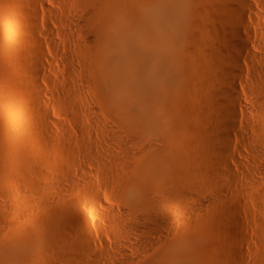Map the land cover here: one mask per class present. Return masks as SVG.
<instances>
[{"label":"bare ground","instance_id":"bare-ground-1","mask_svg":"<svg viewBox=\"0 0 264 264\" xmlns=\"http://www.w3.org/2000/svg\"><path fill=\"white\" fill-rule=\"evenodd\" d=\"M57 1L59 2V5L60 7H62L64 12L67 13L68 23L78 24L80 34L83 36V44H82V47L78 48L80 53H77L78 50L76 51V56L72 55L71 53H64L61 59L56 60V63H50L46 61V56L42 53V50H41L42 42L39 39L40 38L39 34L37 33L33 25H30L28 23H32V24L40 23V17L37 11L38 10L37 6H39V8H41V10L44 13L49 14L50 11H49L48 5L56 4ZM197 1L199 2V3L197 2L198 4H196V1L194 2L197 8V11L195 9V15L197 17L195 16L196 17L195 20L191 21L192 23H190V28L188 27L189 31L187 30L186 32L184 30L181 31L182 35L184 34V35H187L188 37V43L190 45V48L187 47V49L188 48L191 49L190 54L192 55L191 57L192 62L188 63L187 65L183 64V66H179L175 60L167 56V52H166L169 49L168 44L170 41V35L175 32H178V30L176 28H173V26L170 27V34H168L167 32L168 29L165 23V16H166V8L168 6L169 0H142V1H139V0L138 1L136 0L135 1L134 0H0V8H1V5L2 7L5 5L7 8V11H4L5 9L3 11L0 9V117L2 116V118H4L2 122L5 121L6 123L9 120L11 122V119L8 120V117L10 115L12 116V114L14 113H18L17 119L19 123L17 124H19L20 127H22L21 132H23L24 134L23 141L21 142H22V145L24 143L25 145L27 144V147L24 146V148L27 149L29 145L30 150L28 152H31L32 153L31 155L34 156L33 158L34 159L38 158V160H40L41 163L43 162L44 165L47 166V164L49 163L48 167H50V164H52V167H50L52 169H53V166L55 168H59L60 166V168L66 174L62 170L60 172H63L65 176L67 175L66 178H69L70 181L71 180L72 181L76 180V182L79 181V179L77 180V177H75L76 175L73 176L72 173L70 174L71 164H74L75 162L74 158L72 160V154L70 155L68 153H65V154H62L61 156V155H57L59 152L54 153L55 150L52 148L49 142L50 138L48 136L47 137L49 139L46 137V135L48 134L49 127H47L46 124H43L45 123L43 121H48V112H47L48 110H46V108L40 101V98L41 96H43L44 91L41 89L38 82H39V79L44 76L46 67L48 68V71L52 72L51 74L49 73L51 76H55V77L58 76L59 77L58 79L63 81L61 84H58L56 87L55 86L52 87L53 89L52 97L53 98L51 100L57 106L61 105L63 107V105L65 104L67 105V103L69 102L73 103V100L74 101L77 100L76 102H78L79 100V102H81L80 101L81 98H79V95H78V89L72 81V78L74 76L75 78L79 77V80L85 83L84 85H85L86 91L89 94H91L95 100L111 101L117 104L118 107L120 108V111L124 113L126 118H129V119L135 118L136 121L141 123V125L143 126V130L148 132L151 136H158L157 135L158 128L156 127L157 122H155L154 115L158 111L159 106H160V101L164 98V96L166 94H171L174 92H178L180 90H186L187 92L190 91L191 93L196 90L198 91V89L199 91L200 89H205V88L207 89L214 82L212 81L211 83L210 81L211 78L210 79L208 78L212 76L213 74L207 77L206 71H208L209 68L211 69L215 68V70L218 69L217 71L220 73L219 75H221L220 77L223 81V83H221L222 84L221 86L222 90H220L222 93L221 95L223 96L222 98H226L228 103L225 104V106L223 105L222 106L223 108L219 107L221 110H219V108L217 107L218 110H215V113L216 111H219V112H217L216 114H211L210 113L211 110L209 112L208 111L206 112L205 111L206 109L203 110V115L205 116V119L207 120L209 124V127H208L209 131L207 130L209 133L206 136H204V138H202L203 135L201 136V141H202L200 142V144L202 143L201 144L202 146L201 155L203 156L202 160L199 158L200 162L202 161L201 165H199V161H198L199 159L197 161L195 160L198 163V166L195 165L196 163L194 164L192 162L195 159L194 158L195 154H193L194 157L191 158V159L194 158L192 161H190L191 160L190 158L188 159V157L182 156L186 159L180 158L181 159L180 161H177L176 163L174 162L173 167H171L173 168L174 176L172 174L171 177L173 176V178H169L170 176L167 174L168 176L165 178L167 183H166V187L164 190L158 189L157 187H151V186H149L151 187L149 188L146 185H141V183H136V185L128 184L127 179L128 177L131 176L130 174L136 175L138 178H143L144 174H146L147 176L150 175L149 169L151 168L153 169L154 167H158L160 165L161 167L170 166L168 162V151L169 153L172 152V149H173L172 146L174 142L173 140L169 138V140L173 142L172 144L169 141V143L167 142L166 143L167 145H166L165 144L166 141H165L162 143V146H155L156 144L154 143V146H155L154 147L153 144L151 143L152 146H148V150L146 153L142 152L141 154L140 152L139 155H134V156L130 153L131 154L130 157L133 156L132 157V160L134 161L133 165L137 163V165L140 167L146 166L147 167L145 170L146 172L142 173L139 171V172H134V173H127L128 176L125 175L124 177L122 176L124 175V172L126 171V169L123 172L122 176H121V173L116 174L119 171L118 172L114 171V173L112 171V173L108 175L102 174L103 178H105L106 176L105 179H108L111 177L110 179L112 180V182L113 180L115 181L114 182L115 184H113L115 185V189H116V184H117L118 189L123 192L124 201L126 203L125 212L128 215L132 217L140 216V217H145L149 219V223L144 225V228L147 233H153L154 231L153 223L155 222V220H161L163 222L164 221L170 222V226H171L169 230L170 235L164 234L161 237V240H157L156 242L144 240L139 244L138 248L140 249V252L142 251V256L145 255V257L144 259L143 257L142 258L140 257L141 259L135 257L136 258L134 262L135 264H185V263L189 264L184 259L176 257L175 256L176 254L173 253V250H172L173 247L178 245L179 243L188 242L190 238V236L188 235H190V233L194 230L192 229L193 228L192 226L195 225L199 221V219L202 217V215L200 214H195L194 213L195 211H194L192 212L193 215L187 218L189 213L186 214L187 216L184 213V211H186L187 201L193 200L194 197L198 195L196 193H200L204 191V187L207 188V185L209 184V182L211 183V181L218 180L216 178L219 177L220 175H221L220 176V180H221V177L223 175L228 176L229 174H231L232 169L227 164V160H228L227 152L231 144L232 136H237V137L240 136V134L235 133V131L233 130L232 123L235 118L233 106L235 104L237 106H241V103H242L240 97L236 93V81L237 80L240 81L242 79V76H241L242 71L239 69H237L236 71L232 70L227 65H232L238 68L239 67L238 58L241 56H246L251 59H254L257 63H261L262 66H264V61L260 60L258 62V60L255 58L256 55H254V53L251 51L250 41L246 38H242L239 32L233 31L231 33L223 34L224 39L223 38L221 39V43H223L221 44L222 46L219 45L218 43L216 44L218 46H215V43L213 44V42L208 39L209 36H207L208 34L206 33V30L203 27L206 25V24L204 25V22H203L204 19L206 20L205 14L210 13V12L212 13L214 12L217 16L216 18L221 19L223 22L227 21L228 23L229 22L234 23V24L238 23L239 26H242L243 23H245V18H244L245 14L248 17H251L256 23V21H258L259 18L255 16L254 8L251 5H249L247 0H197ZM228 1H231V2L234 1L236 3L235 5L238 7L237 8L238 10L235 8H231L228 4ZM177 3L180 4V1ZM216 3L218 5H215ZM27 17H29L30 22H27L28 21ZM212 17L214 18V15ZM183 18H185V14H183ZM215 19H212V20H215ZM219 19H216V20L219 21ZM207 32H210V31H207ZM62 37H64L63 40L67 42V44L69 45L68 42H71L74 36H70V37L62 36ZM28 38L31 40L32 44L27 42ZM225 39L227 41H225ZM59 50H60L59 48H56L55 49L56 53L59 52ZM261 50L264 53V47H262ZM75 62H77L78 64L82 66L83 68L82 73L78 72L77 74L75 70ZM184 62L186 63V61ZM206 67H208V70L205 69ZM63 68L66 69L67 71V74L65 77L60 75ZM209 71L207 73H209ZM53 73L55 74L58 73V75H55ZM249 80L250 81L248 82V84H246V89L253 91L258 96V98L260 97V99L256 102L251 103L252 107L257 108V113L254 115L252 123L248 125L247 128L249 131H251V133H253L252 134L253 136L251 135V138H250L251 143L253 145H256V146L259 145L263 147L261 149L264 150V74L261 71H256V72L253 71ZM216 82L217 80L215 81V84ZM218 84H216L215 88L218 87ZM217 89L215 90L217 91ZM186 91L184 93H186ZM201 92L202 91H200V93ZM212 92H213V88H212ZM54 93L56 94V96L54 95ZM215 95H216V92H215ZM75 96H77L76 100H75ZM211 96L209 95L208 98ZM72 97L74 98L72 99ZM218 97L220 99V96ZM188 99H190V97H188ZM205 100H207V98H205ZM222 100L220 99V103H222L221 102ZM207 101L210 106H216L219 102V100L217 102V100H215V97L213 98V96ZM184 102L187 103L186 101ZM203 102L204 104H207L205 103V101ZM79 104L81 105V103ZM199 114H202V113L200 112ZM160 116H161V112H160ZM13 117L14 116H12V118ZM2 118H0V120H2ZM14 118L12 120H14ZM200 119H202V117ZM220 122H222V126H220L219 124ZM14 123L16 124V121ZM4 124H1V126H3ZM15 124H12V125H15ZM3 127L0 128V130L3 129ZM8 127L6 123L7 130L10 129V128L8 129ZM16 127H18V125ZM6 128H4L1 131L2 133L0 132V135L4 136L3 131H7ZM12 130L15 131L14 129ZM6 133H5V136L7 135ZM9 133H10V130H9ZM173 135L176 136L177 134H173ZM3 136L0 137V151L1 153L3 152L7 156V155H10V153H13L14 152L13 150H17L15 149L17 148V146L14 147L15 144L14 146H12L14 142L10 145L7 142L9 138L3 139ZM168 137H171V136H168ZM176 137H179V136H176ZM185 139L187 138H184V140ZM4 140L7 143H5ZM10 140L11 139H9L8 141L11 142ZM17 143H19L18 140H17ZM197 143L199 142L197 141ZM197 143L195 144L191 143L194 146V147L193 146L191 147L194 148L195 153L198 154V150L196 151V147H195ZM185 144L187 145L188 143L184 142V147L186 146ZM196 146L198 147V145ZM20 147L22 148V146ZM59 148L60 147H58L57 149L59 150ZM18 149H20L19 146H18ZM188 149H189L188 147L184 148V150L186 151ZM23 151H25V149H23ZM145 151H146V148H145ZM189 151L191 150L189 149ZM183 152H181V155H183L182 154ZM63 153H64V149H63ZM72 153H74V150L72 151ZM14 154H12L13 156L9 158L10 160L6 158L7 162L10 161V164L8 163L9 165L7 164V166H9L11 171L9 172V168H6L8 169L9 173L7 175L6 173L7 171L5 172L6 173L5 177L7 176L6 178L8 179V180L6 179L5 180L9 181L10 179L9 176H10L13 179L12 181L10 180V182H13L14 176L21 177V179L24 180V182L26 183V186L35 188V186L37 185V181L39 184V181L41 178L40 175L39 177L33 176L32 172L28 173L26 171L27 169L23 170L25 167L21 169L19 165V157H17ZM250 154L252 156L250 155L248 156H250L251 159L255 160V158H253V155L255 153L252 152ZM219 156L221 157V159L219 158L218 159L219 161L218 160L216 161L217 157ZM130 157L128 156V158ZM197 157L199 156L197 155ZM50 161L52 163H50ZM120 163L121 162H116V164L118 165L116 164L115 165L119 166ZM127 163L126 165L128 166L129 164ZM1 164H2L1 166H3V163ZM121 165L122 166L124 165V167H126L125 164H120V166ZM132 167L134 169V166ZM53 170L58 171L57 169H53ZM165 171H168V170L166 169ZM257 171L258 173H262V172H259V169H257ZM60 172L58 171L56 173H58L61 176L62 173L60 174ZM34 174L36 173L34 172ZM165 175L166 174H164V176ZM3 178L4 177H2L0 180H2ZM37 178L39 180H37ZM53 178H54L55 183L56 181L60 182L63 179V175H62V179L59 176L56 177V180H55V177ZM131 178L133 177L131 176ZM162 178L163 177H161V180H163V184H165L164 183L165 179L164 178L162 179ZM135 179L134 181L136 182L137 180ZM170 179L171 180L174 179V180H172V182H169ZM10 182H8L7 183L8 185L7 184L6 185L7 186H9V184L11 185ZM61 183L63 184L62 181ZM61 183H58V184L62 185ZM79 183L81 182L79 181ZM86 183L88 184V182ZM132 183L134 182L132 181ZM215 183L216 182L211 183V185ZM2 185L4 186V184ZM74 185H77V184H74ZM88 188H89V185H87L86 188L84 189L87 191L92 190L91 188L90 189ZM252 190L254 191L255 189H252ZM88 192L90 193V191ZM93 194L91 195V199L90 198L88 199L93 200L92 201L93 204L95 203L96 205L102 206V198L99 195H97L98 193H96L95 195ZM249 194L250 193L248 192V195ZM252 195H249V196L253 197V199L252 197L251 199L255 201L254 203L257 204V207H258L257 208L258 212H256L257 220L255 219L256 222L254 223V226L258 228L260 239L264 245V191L258 189L257 191H254ZM157 196H160V198ZM85 197H88V196H85ZM77 200H79V198ZM64 201L65 200H63L62 202ZM66 206L68 207V204ZM102 207L105 209H108L105 206H102ZM206 211H208V209ZM184 215L186 216L185 222L182 220ZM66 217H67L66 215L60 212L56 213L53 216V218L49 219L46 222L42 230H39V231L34 230L31 232V234L29 233L24 234L22 232L23 235H20L21 236L20 239L22 241L23 250L22 252L18 253L11 260L9 264H31V258L28 254V248L30 247V245L36 244L38 242H41L39 244H42L43 246H46V247L56 246L58 247L59 250H63V252L65 251L64 249L66 248H67L66 250H69L68 247H69V244L72 243L71 242L72 240L71 241L68 240L70 241V243H67L68 241H66L63 237V236L66 237V235H64L63 229L66 223L68 222V218H69V217L68 218ZM192 223H195V224L192 225ZM237 233L235 235H237ZM231 234H230V237L235 236ZM241 238L242 237L240 236L239 239ZM235 239L237 240L238 237ZM257 239L258 241H260L259 237H257ZM233 240L231 242H233ZM86 242L87 240H85L83 246L86 244ZM73 244H76V243L73 242L72 245ZM78 244L79 243H77V245H73V247L75 246L74 248H77L76 246H78ZM90 244L93 245L94 243L91 242ZM259 244L261 246V243ZM260 246H258L257 249H260L261 251L262 246L261 247ZM147 247L150 249L149 251L146 250ZM69 248H72V247H69ZM79 249L77 250L78 256L79 254H84L82 250L83 248L81 249L82 253H80L81 251L79 252ZM228 249L230 250V247L227 248V250ZM73 251L75 250L73 249ZM260 251H257L259 252L258 255L255 252V254L258 257L255 256L256 258L254 257L253 260L251 259L249 264H264V249L261 251V253ZM48 252L51 255L52 252H50V249ZM48 252L46 249V254ZM55 252L59 253L58 250ZM66 252L62 253L60 251V253H62V255L65 254V256L67 255ZM228 253H229V256H227L228 254H226V256L224 255L225 257L223 259L220 258L222 259V262L220 264H230V262L233 261L231 260L232 257L230 255L232 253L231 252H228ZM233 253H236V252H233ZM43 254L41 256H43ZM237 254L239 255V253ZM219 255L221 254L219 253ZM52 256L54 255L52 254ZM78 256L76 255L75 257L80 260L83 255L80 256L81 258ZM235 256L236 254L234 255V257ZM56 258L57 257H55V259ZM60 258L61 257L58 258L59 262L61 260ZM69 258H66V259H69ZM42 259H46V256L45 258L42 257ZM55 259L54 260L52 259V261L53 262L56 261ZM62 259L64 260V258ZM39 260L41 259L39 258ZM47 260L49 261V259ZM47 260L46 261L44 260V262L45 263L48 262ZM214 260L216 259L214 258ZM53 262L51 263L54 264L55 262L54 263ZM33 264H35V262Z\"/></svg>","mask_w":264,"mask_h":264},{"label":"rangeland","instance_id":"rangeland-1","mask_svg":"<svg viewBox=\"0 0 264 264\" xmlns=\"http://www.w3.org/2000/svg\"><path fill=\"white\" fill-rule=\"evenodd\" d=\"M179 1L180 4L177 3ZM195 1L196 4L199 3L197 0H182V1L169 0L168 6L166 8L165 23L168 29L167 31L168 34H170L171 26H173V28H176L178 30V32H175L170 35V41L168 44L169 49L166 52H167V56L175 60L179 66H183V64L187 65L188 63L192 62L191 59L192 55L190 54L191 49H189L190 45L188 43V37L187 35L184 34L182 35L181 31L182 30H184L185 32L186 30L189 31L190 23H192L191 21L195 20V18L197 17L195 15V9L197 11L196 4H194ZM247 2L249 3V5H251L254 8L255 16L259 18L258 21L255 20L256 23L251 17H248L245 14L244 17L245 23H243L242 26H239L238 23L234 24L230 22L228 23L227 21L223 22L221 19L216 18L217 16L214 12H213L214 14L210 12L211 14L214 15V18L212 17L213 15H211L210 13H206L208 14V15L205 14L206 20L205 19L202 20L204 22V25L206 24L207 26L205 25L203 27L206 30V33L208 34L207 36H209L208 39L211 40L213 44L215 43V46H218L216 45L217 43L219 45L223 44L221 43V39L222 38L224 39L223 34L231 33L233 31L239 32L242 38H246L250 41L251 51L254 53V55H256L255 58L258 60V62L260 60L264 61V53L261 50V48L264 47V0H247ZM228 4L231 8H235V9L238 8L235 5L236 3L234 1L232 2L228 1ZM215 5L218 4L216 3ZM4 6L2 7L1 5L0 9L2 11L4 9H5L4 11H7L6 6L5 7ZM37 8L40 17V23H36V24L28 23V24L33 25V27L36 29L37 33L40 36L39 39L42 42L41 50L42 53L46 56V61L50 63H56V60L61 59L64 53H71L74 56H76L77 50H78L77 53H80L78 48L82 47L83 36L80 34L78 24L68 23L67 13H65L62 7H60L59 2L57 1L56 4L48 5L50 11L49 14L44 13L41 10V8H39V6H37ZM190 10H192L193 12ZM183 14H185V18H183ZM215 18L219 19V21H217ZM27 19H28L27 22H30L29 17H27ZM62 36H68V37L74 36V37L72 38L73 40L71 42H68L69 43L68 45L67 42L63 40L64 37ZM225 41L227 40L225 39ZM27 42L32 44L29 38L27 39ZM187 47H189L188 49L190 51L187 49ZM56 48L60 49L59 52L57 53L55 51ZM184 61H186V63ZM238 65H239L238 68L232 65H227L232 70L236 71L237 69H239L242 71L241 74L242 79L240 81L238 80L236 81V93L240 97L242 103L241 106H237L236 104L233 106L235 118L232 123L233 130L235 131V133L240 134V136L239 137L232 136L231 144L227 152V158H228L227 164L232 169V172L228 176L223 175L221 177V180H220V176H221L220 175L219 177L216 178L218 180L211 181V183L216 182L215 184L211 185V183L209 182L210 186L208 184L207 188L204 187V191L207 189L205 192L202 191L200 193H196L198 195L195 194L196 196L194 197L193 200L187 201L186 211H184L185 215L189 213L188 216L186 215L187 218L191 217V215H193L192 212L195 211L194 213L202 215L201 218L203 219L200 218L196 224L192 223V225L195 224L192 226L193 227L192 229L194 230L190 233V235H188L190 236V238L188 237L189 240L186 238L188 242L186 243L181 242L178 245L174 246L172 249L173 253L176 254V255L174 254L176 257L184 259L189 264H220L222 262V259L226 256V254H228L227 256H229L228 252H231L233 254V255L230 254L232 257L231 260H233L232 262H230V264H235V263L249 264L251 259L253 260L255 256L258 257L257 255L259 252L257 251H260V249L257 248L258 246H260L259 243H261V246L263 245V242L260 239L258 228L254 226V223L257 220L256 212H258L257 209L258 207L257 204L254 203L255 201L252 200L254 197L252 194L254 193V191H257L258 189L264 191V150L261 149L263 147L259 145L257 146L253 145L251 143L250 138L253 133H251V131H249L247 128V126L252 123L253 117L257 113V108L252 107L251 103L258 101L260 97L258 98V96L253 91L247 90L246 84H248V82L250 81L249 79L253 71L255 72L261 71L264 74V66H262L261 63H257L254 59H251L246 56H241L238 58ZM205 69L208 70V67H206ZM45 70L46 71L44 72V76L39 79L38 84L41 87V89L44 91V94L43 96H41L40 101L42 102L46 110H48L47 111L48 121H43L45 122L43 124H46V126L49 127L48 134L46 135V137L48 136L50 138L49 139L47 137L50 140L49 141L50 145L55 150V152L54 151L53 152L54 153L59 152L57 155L62 156V154L65 153H68L70 155L72 154V160L74 158L75 165L71 164L70 174L72 173L73 176L76 175L75 177H77V180L79 179L81 183H79V181L76 182V180H74L76 182L75 183L72 180L70 181L69 178H66L67 175L66 176L64 175L65 172L60 168V166L59 168H55L53 166V169H57L59 172L62 170L64 173L60 172V174L62 173L61 176L58 173H56L58 171H55L52 168H50L52 167V164H50V167H48L49 163L46 166L44 165L43 162L41 163L40 160H38V158L36 159L33 158L34 156L31 155L32 153L28 152L30 150L29 145L27 149L24 148V146L27 147V144L25 145L24 143L22 145L21 141H23L24 134L23 132H21L22 127H20V125L17 124L19 123L17 119L18 113H14L15 115L12 114V116L15 117V118L13 117L14 120H12L13 118L11 115L9 117L7 116L8 120L11 119V122L10 120L6 122L7 127L9 126L8 129L10 128L9 129L10 133L9 130H7L6 128L5 121L2 122L4 118H2L1 116L0 118H2V120H0V128L5 126L3 127V129L6 128L8 132L3 131L4 136L0 135V137L3 136V139H8V138L11 139L10 140L11 142L8 141L9 139L7 140V142L10 145L14 142L12 146H14L15 144L14 147L17 146V148H15L17 150H13L14 152L12 151L13 153H10V155L7 156L3 152L1 153L0 151V159L2 160V161L0 160V162L3 163L4 166L3 168V166H1L2 164L0 163V166L2 167V168L0 167V179L4 177L3 178L4 180L2 179L3 181L0 180V185H1L0 186V264H9L11 260L18 253L22 252L23 245L20 239L21 237L20 235H23V233L31 234V232L34 230L37 231L42 230L46 222L49 219L53 218V216L59 212L66 215L67 216L66 218L69 217L68 222L66 223L63 229L64 235H66V237L65 236L63 237L66 241L72 240L71 241L72 243L73 242L76 243L73 245H77V243H79L78 246H76L77 248H74L75 246L73 247L71 243L69 244V247H72L75 251H73L72 248L68 247L69 250H66L67 249L66 248L64 249L65 251L63 252V250H59L58 247L56 246L55 247L50 246L51 247L50 248L43 246L42 244H39L41 242L32 244L28 248V254L31 258V264H33L34 262L35 264H39L41 261L42 264H46L48 262H50L48 264H52L51 263L53 262L52 259L54 260L55 257H57L55 259L56 261H54L56 264L58 263L59 264H68V263L69 264H133L136 258L143 257L144 259L145 255L142 256V251L140 252V249L138 248L139 244L144 240L156 242L157 240H161V237L164 234L170 235L169 234L170 232L169 230L171 228L170 222L155 220V222L153 223V228H154L153 233H147L144 228V225L149 223V219L140 216L132 217L128 215L125 212L126 203L124 201L123 192L118 189L117 184L115 189V185H113L115 184L114 183L115 181L113 180L112 182V180L110 179L111 177L105 179L106 176L105 178H103L102 174L108 175L112 173V171L113 173L114 171L115 172L119 171L116 174L121 173L122 176L123 172L126 169L124 175L122 176L124 177L125 175H127V173H134L139 171L142 173L146 172L145 171L147 168L146 166L140 167L137 165V163L133 165L134 161L132 160V157L134 155H139L140 152L141 154L142 152L146 153L148 150V146H152V144L154 146V143L156 144L155 146H162V143L165 141H166L165 144L167 142L169 143L170 141L169 138L174 142L173 143L172 141H170L171 144L173 143L174 147L172 146L173 149L171 153H169L168 151V162L170 166L161 167L160 165L158 167H154L153 169L151 168L149 169L150 175L147 176L146 174H144L143 178H138L136 175L130 174L133 178H131V176L128 177L127 179L128 184L136 185V183H141V185H146L147 187L149 186L157 187L158 189L164 190L167 183L165 178L168 175L170 176L169 178H173L174 176L173 168H171L173 167L174 162L176 163L177 161L181 160L180 158H184V157H188V159L189 158L191 159L192 157H194L193 154H195L194 157L195 159L193 158L194 160L191 159L190 161L193 160L192 162L194 164L196 163L195 165L198 166V163L196 161L199 158L201 160L203 158V156L201 155V148H202L201 146L202 143L200 144V142H202L201 136L203 135L202 138H204V136H206L209 133L208 132L209 124L205 119V116L203 115V110L206 109L205 110L206 112L207 111L209 112L211 110L212 111V112L210 111L211 114H216L219 111H216L215 113V110H218L219 107L221 108L223 105L225 106V104L228 103L226 98H222L223 96L221 95L222 93L220 90H222L221 83H223V81L220 77L221 75H219L220 73L217 71L218 69L215 70V68L212 69L209 68V70L211 71L208 70L209 73H207L208 71H206L207 77L213 74L212 76L208 77L209 79L211 78L210 80L211 83L212 81L214 82L210 86L211 89L210 87H208L209 89L208 88L200 89V91H202L201 93L199 89L198 91L196 90L191 93L190 91H188L189 92L188 93L186 90H180L178 92L166 94L164 96V98L160 101V106L158 111L154 115L155 122H157L156 124L158 125L160 122V124L158 125L159 127L156 125V127L158 128L157 130L158 136H151L148 132L144 131L141 123L136 121L135 118L133 119L126 118L124 113L120 111V108L118 107L117 104L111 101L95 100L94 97L86 91L84 85L85 83L79 80V77L75 78L74 76L72 78V81L78 89V95L79 98H81L80 100L81 102H79V100L78 102L81 103V105L78 102H76L77 96H75L76 101L73 100V103L69 102L67 103V105L66 104L63 105V107L65 108H63L61 105L57 106L51 100L53 98L52 87L54 86L56 87L58 84H61L63 81L59 80L58 76L56 77L51 76L50 74L52 72L48 71L47 67ZM75 70L78 74V72L82 73L83 68L80 64L75 62ZM66 74L67 71L66 69L63 68L60 75L65 77ZM55 75H58V73H56ZM214 75H216L217 77ZM216 80H217L216 84L219 83L218 87L220 89L218 87L215 88ZM212 88L214 93L212 92ZM215 89H217V91ZM218 90L220 93L218 92ZM185 91L186 93H184ZM205 94L206 95L209 94L210 96L212 95L213 98L215 97V100H217V102L219 100L218 104L216 106H210L207 100L212 98V96L208 98L209 95L206 96ZM54 95L56 96L55 93ZM199 95L202 97H200ZM218 96H220L221 100L223 99L221 101L222 103H220V99ZM188 97H190V99H188ZM73 98L74 97H72V99ZM205 98H207V100H205ZM184 101H186L187 103H185ZM203 101H205V103L207 104H204ZM220 108L219 110H221ZM193 109H195L196 112ZM160 112H161V116H160ZM200 112L202 114H199ZM200 116L202 117V119H200L201 118ZM15 121L16 124L14 123ZM10 123L15 124L16 126L18 125L19 128ZM1 124L4 125L1 126ZM219 124L220 126H222V122H220ZM3 129H1L0 132ZM12 129H14L15 131H13ZM20 132L22 133V135ZM5 133L7 134L6 136ZM172 133L177 134L176 136L179 137H176ZM184 138L187 139L184 140ZM17 140L19 141V143H17ZM183 140L185 143H188L187 145L185 144L186 145L185 147H188L191 151H189V149L187 151L184 150L185 147ZM197 141L199 143H197ZM4 142L7 143L5 140ZM194 142L197 143L196 145H198V147L200 148L199 149L195 145L196 151L198 150V154L195 153L194 148L191 147L193 146V144H195ZM180 144L182 145V147ZM18 146L20 149H18ZM20 146H22V148ZM58 147H60L59 150L57 149ZM67 148H69L70 150ZM23 149H25V151H23ZM63 149H64V153H63ZM73 150L74 153H72ZM181 152H183L182 153L183 155H181ZM252 152L255 153L254 155L257 154L256 156L253 155V158H255V160L250 158V156H252L250 153ZM130 153L133 155L132 157H130L131 155ZM12 154L19 157V165L21 169L25 167L23 170L27 169L26 171L28 173L32 172L33 176L39 177L40 175L41 178L39 184L37 181V185L35 186V188L26 186V183L24 182V180L21 179V177L14 176V181L10 182V180L12 181L13 179L9 176L10 178L9 181H6L8 179L6 178L7 176L5 177V175L6 173L8 175V173L11 171L9 166H7L8 163L10 164V161L7 162V159L10 160L9 158L13 156ZM197 155L199 157H197ZM128 156L131 159L128 158ZM219 158L221 159V157L219 156L217 157L216 161ZM200 159L198 160L199 165H201L202 163V161L200 162ZM116 162H121L120 164H125L126 167H124V165L120 166V164L119 166H116L118 165L116 164ZM50 163L52 162L50 161ZM126 163L129 164L128 165L129 168L126 165ZM132 166H134V169ZM6 168H9V172L8 169ZM166 169L169 171V173L168 171H165ZM257 169H259V172L262 173H258ZM34 172L36 174H34ZM164 174L166 175L164 176ZM172 174L173 176L171 177ZM62 175H63V179H62ZM57 176L61 177L62 179L61 181L63 182V184L61 183V181L60 182L56 181L57 184L54 182L53 177H55L56 180ZM161 177L165 179L166 181V182L164 181L165 184H163V180H161ZM134 179L137 181L135 182ZM37 180L39 179L37 178ZM172 180L170 179L169 182H172ZM68 181H70L72 184ZM132 181L135 184L132 183ZM8 182H10L11 185L9 184V186H7ZM73 182L74 184L77 185H74ZM86 182H88V184ZM58 183H61L62 185ZM2 184H4V186ZM87 185H89L88 189L91 188L93 190L94 188L93 191L88 190L90 191L91 194L84 189L86 188ZM90 185L93 187H91ZM5 188L8 189L6 190ZM252 189L255 190L253 191ZM248 192L250 193L249 195H252L253 197L249 196ZM96 193H98L97 195H99L102 198V206H105L108 209H105L102 206L92 203L93 200H90L91 195L92 194L95 195ZM157 197L160 198V196ZM78 198L79 200H77ZM63 200H65L66 202L65 201L62 202ZM65 204L66 205L68 204V207ZM71 207H73L75 210ZM63 208L66 212L63 210ZM207 209L208 211H206ZM185 215L182 219L184 222L186 221ZM236 233L237 235H235ZM230 234L235 236L230 237ZM236 236L238 237L237 240L235 239L237 238ZM240 236L242 237L241 239H239ZM257 237H259L260 241H258ZM85 240H87V242L83 246ZM232 240L233 242H231ZM70 241H68L67 243H70ZM91 242L94 244L93 245L90 244ZM263 246H262V250L264 249ZM226 247L227 248L230 247V250L229 249L227 250ZM56 248L59 251V253L55 252L57 251ZM46 249L47 252L50 249V252H52L51 255L49 252H48L49 254L48 253L46 254ZM78 249L79 252L82 249L84 254H79L78 256V251H77ZM146 250L149 251L150 249L147 247ZM60 251L62 253H65L67 251L66 254L68 256L66 255L67 256L66 257L65 254L62 255ZM255 252L257 255L255 254ZM80 253H82V251ZM219 253L221 255H219ZM237 253H239V255ZM42 254L43 256H41ZM52 254L54 256L56 254V256L54 257L52 256ZM235 254L236 256L234 257ZM58 255L59 257H61L60 258L61 260L59 259L60 262L58 261L59 258ZM76 255L78 257L83 255L82 258L80 257L81 261L75 257ZM45 256L46 259H42V257L45 258ZM39 258L41 260H39ZM62 258H64L65 261ZM66 258H69L70 260ZM214 258L216 260H214ZM47 259H49V261ZM44 260L45 261L47 260L48 262L45 263ZM217 260L219 263L217 262Z\"/></svg>","mask_w":264,"mask_h":264}]
</instances>
